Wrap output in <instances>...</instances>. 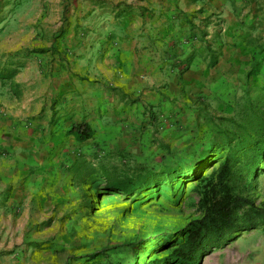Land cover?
<instances>
[{
    "label": "rangeland",
    "instance_id": "rangeland-1",
    "mask_svg": "<svg viewBox=\"0 0 264 264\" xmlns=\"http://www.w3.org/2000/svg\"><path fill=\"white\" fill-rule=\"evenodd\" d=\"M158 2L176 13L149 29L145 22L162 20ZM143 36L142 46H128ZM156 49L176 129L151 111L137 121L140 97L101 79L105 69L118 79L124 64L139 67ZM141 77L155 79L143 71L127 79ZM98 89L109 91L108 104L89 97ZM72 92L85 100L84 116L98 97L115 113L85 143L66 134L73 116L61 107ZM263 95L264 0H0V264H168L201 215L200 176L228 146L209 147L196 181L166 168L199 143L219 142V130H231ZM104 169L110 179L155 173L126 193L107 187ZM250 181L261 208L264 155ZM197 264H264V227L233 235Z\"/></svg>",
    "mask_w": 264,
    "mask_h": 264
},
{
    "label": "trees",
    "instance_id": "trees-1",
    "mask_svg": "<svg viewBox=\"0 0 264 264\" xmlns=\"http://www.w3.org/2000/svg\"><path fill=\"white\" fill-rule=\"evenodd\" d=\"M231 123V130H219L216 135L219 142L197 144L190 156L175 159L165 170V175L170 177L181 173L196 181L195 166L207 161L209 147L228 146L227 154L215 160L218 165L200 176L205 182L198 204L201 215L188 225L186 237L173 250L168 264H197L201 254L221 247L233 235L264 227V205L258 208L250 196L253 189L251 176L264 155V95L246 107L238 122ZM66 134L78 143H85L94 138L95 131L89 123L82 121L73 123ZM237 151H243L240 160H236ZM103 171L106 179H110L107 170ZM153 173L147 172L135 179L112 178L107 187L132 193Z\"/></svg>",
    "mask_w": 264,
    "mask_h": 264
},
{
    "label": "crops",
    "instance_id": "crops-1",
    "mask_svg": "<svg viewBox=\"0 0 264 264\" xmlns=\"http://www.w3.org/2000/svg\"><path fill=\"white\" fill-rule=\"evenodd\" d=\"M161 3H157L156 5L153 4V6L158 7L160 9L163 10V17L161 22H145L146 27H148L149 29L152 28V26L157 27V26H161L162 24H164L167 20L170 19V17H173V15L176 13V10L173 6H171L170 4H162ZM142 25V23H141ZM137 28V27H136ZM148 39L147 36H143L140 38H136L135 41L130 42V44L128 46H132L133 48L137 47V46H142L143 43H145V41ZM124 45V44H123ZM92 57H94L92 55ZM94 59V58H92ZM122 59L121 58H116L114 59V63L116 65V67H121L120 64H117L118 62L121 63ZM167 60V59H166ZM124 61V59H123ZM138 61L139 60H134V66L133 68H130L128 66H125V64L123 65V70H124V75H120V77L118 79H116L118 81V83L115 80V76H114V72L111 71H107L106 69L104 71L101 72H105L103 74V77L101 79L103 84H105V88L107 87H120L123 89V94H127V95H133L136 98L140 97V100L137 102V104H139V111H138V115L135 116L137 117V121L139 120H149V116H150V111L155 113V117L158 116V122L161 123L162 121L164 122H168L169 125L171 127H174V129H176V127H178L181 124L180 121V115L177 116L175 109L171 106H169L167 103H164L163 98L165 97L163 94H166V92L162 89H160L159 86H161L163 79L162 77V72H166L168 67L165 65V57H164V53L162 52V50L156 49L155 53H150L148 55H145L143 60H142V64L141 66L138 67ZM170 63V60H167ZM109 63H111V60L107 61V67L110 69L111 67H109ZM93 68H95V66H93ZM118 68L117 71L118 72ZM139 71H143L144 74H147L148 76H153L155 79L154 80H144L142 77V79H137L136 84H132L130 83L129 79H127L128 77H133L136 74H138ZM178 71V70H176ZM192 71H194L193 69H190L188 71V73L186 75L192 74ZM143 76V75H142ZM115 81V82H114ZM153 86L158 87L157 91H150V93L148 95H141L142 93L145 94V90L147 87L152 88ZM72 90H75V88H72ZM100 91V93H99ZM88 94V93H87ZM100 96L105 104H108L109 101V96L110 93L109 91L103 93V89H98L96 92H91L89 93V97L90 96H96L97 97ZM100 97H98V100L100 101ZM100 98V99H99ZM92 100V103H89L90 101H88L89 103V114L88 115H83L82 112V106L85 105L83 102L85 101L83 98L78 97L77 93L75 94V92H72L71 95H69V97L67 98V100L65 101V104L61 107V112L64 114V116H73L72 121H70V127L73 123H80L82 121H85L87 123H89L93 130L95 131V135H98V129H102L103 125H109L111 124V120L114 118L115 119V113L112 111H105V105H101L99 104V101L95 100V99H89ZM112 102V101H111ZM127 101L123 102L121 104V107H123V105L126 103ZM95 103V104H93ZM104 110V112H103ZM102 111V112H101ZM68 116V117H69ZM129 116V114H123L122 117H127ZM77 117V118H75ZM152 117V116H151ZM150 117V118H151ZM154 117V118H155ZM79 118V119H78ZM180 122V123H179ZM109 123V124H108ZM165 125H168L166 123H164ZM70 129V128H69ZM68 129V130H69ZM67 130V131H68ZM97 131V133H96ZM151 131L148 129L147 133H150ZM152 133V132H151ZM75 140V139H74Z\"/></svg>",
    "mask_w": 264,
    "mask_h": 264
}]
</instances>
